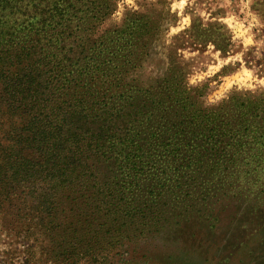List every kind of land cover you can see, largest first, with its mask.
Masks as SVG:
<instances>
[{
	"label": "trees",
	"instance_id": "trees-1",
	"mask_svg": "<svg viewBox=\"0 0 264 264\" xmlns=\"http://www.w3.org/2000/svg\"><path fill=\"white\" fill-rule=\"evenodd\" d=\"M120 2L0 0V220L21 264H264V91L206 104L173 54L144 77L172 14L138 0L112 23Z\"/></svg>",
	"mask_w": 264,
	"mask_h": 264
},
{
	"label": "rangeland",
	"instance_id": "rangeland-1",
	"mask_svg": "<svg viewBox=\"0 0 264 264\" xmlns=\"http://www.w3.org/2000/svg\"><path fill=\"white\" fill-rule=\"evenodd\" d=\"M136 1L122 0L111 22L120 21L124 7L138 9ZM163 3L172 16L166 19L156 39V53L144 65V77L159 76L173 54L187 62L189 85L209 80L206 104L219 102L233 90L264 91V0H163ZM193 25L202 34L199 38L214 33V38L222 42L227 38L228 45L218 50L211 43L192 44L187 38H194L188 33ZM220 25L221 36L215 30ZM178 37L186 42L176 41ZM3 226L4 220H0V264H21L23 247L17 243L15 234ZM151 255L154 260L148 264L157 263L156 250Z\"/></svg>",
	"mask_w": 264,
	"mask_h": 264
}]
</instances>
